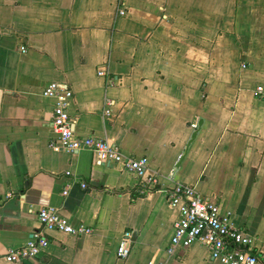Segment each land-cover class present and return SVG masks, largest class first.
<instances>
[{"label": "crops", "instance_id": "crops-1", "mask_svg": "<svg viewBox=\"0 0 264 264\" xmlns=\"http://www.w3.org/2000/svg\"><path fill=\"white\" fill-rule=\"evenodd\" d=\"M50 82L72 92L74 134L146 157L154 189L87 148L48 146ZM175 183L264 252V0H0V264H217L195 242L166 252L177 208L162 190ZM44 206L91 231L42 230ZM35 231L36 256L2 258Z\"/></svg>", "mask_w": 264, "mask_h": 264}, {"label": "built area", "instance_id": "built-area-1", "mask_svg": "<svg viewBox=\"0 0 264 264\" xmlns=\"http://www.w3.org/2000/svg\"><path fill=\"white\" fill-rule=\"evenodd\" d=\"M123 11L120 10L119 14ZM24 48L20 46V50ZM103 72L98 71L97 75ZM261 86L255 87L258 93ZM42 95L54 98L51 104L50 133L48 146L54 150L73 152L79 148H87L92 153L95 164H120L133 174L142 186L154 189L158 183L157 176L149 171L144 156L134 157L123 154L117 146L104 138L93 135L76 136L73 130V118L69 113L70 89L50 82L41 90ZM103 110V116L110 113V101ZM68 175V172H65ZM78 186L86 189L84 181ZM163 189V188H161ZM67 185L61 190L65 195ZM165 202L171 208H177V217L172 225V232L166 252L171 254L174 248H186L192 243L204 246L209 257L217 264H264V252L253 248L252 238L231 223L228 212H220L218 203L200 195L186 184L175 183L169 189H163ZM36 219L42 230H56L72 235L89 233L91 229L84 225L73 226L61 217L52 207H40L36 211ZM128 234L123 233L116 245V255L123 258L127 255L124 245ZM47 239L40 231L32 232L29 239L21 246L7 250L2 258L7 262H21L36 256L46 246Z\"/></svg>", "mask_w": 264, "mask_h": 264}, {"label": "water", "instance_id": "water-1", "mask_svg": "<svg viewBox=\"0 0 264 264\" xmlns=\"http://www.w3.org/2000/svg\"><path fill=\"white\" fill-rule=\"evenodd\" d=\"M199 124H200V121L197 122V124H196L195 128L193 129V131L191 132L189 138H188L187 141L185 142V145H184L183 151H182V153L179 155L178 162L176 163L175 166H177L178 163H179V161L182 159L183 154H184L185 151L187 150V147H188L189 143L191 142V140H192V139L194 138V136H195V133H196L198 127H199Z\"/></svg>", "mask_w": 264, "mask_h": 264}]
</instances>
